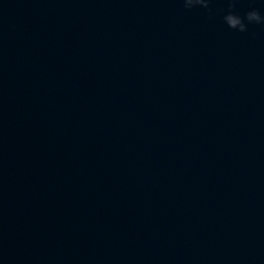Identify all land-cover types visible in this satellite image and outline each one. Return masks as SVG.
I'll use <instances>...</instances> for the list:
<instances>
[{"label": "water", "instance_id": "obj_1", "mask_svg": "<svg viewBox=\"0 0 264 264\" xmlns=\"http://www.w3.org/2000/svg\"><path fill=\"white\" fill-rule=\"evenodd\" d=\"M0 264H264V0H0Z\"/></svg>", "mask_w": 264, "mask_h": 264}]
</instances>
